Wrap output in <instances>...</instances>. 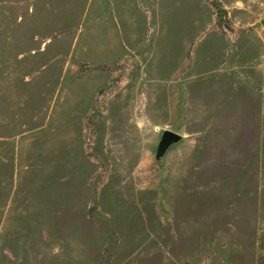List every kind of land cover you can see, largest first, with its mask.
Wrapping results in <instances>:
<instances>
[{
    "label": "rangeland",
    "instance_id": "374dc122",
    "mask_svg": "<svg viewBox=\"0 0 264 264\" xmlns=\"http://www.w3.org/2000/svg\"><path fill=\"white\" fill-rule=\"evenodd\" d=\"M0 264H264V0H0Z\"/></svg>",
    "mask_w": 264,
    "mask_h": 264
},
{
    "label": "water",
    "instance_id": "95a60500",
    "mask_svg": "<svg viewBox=\"0 0 264 264\" xmlns=\"http://www.w3.org/2000/svg\"><path fill=\"white\" fill-rule=\"evenodd\" d=\"M180 140V135L171 131H165L162 134L161 141L158 145L157 156H161L169 146L177 144Z\"/></svg>",
    "mask_w": 264,
    "mask_h": 264
}]
</instances>
